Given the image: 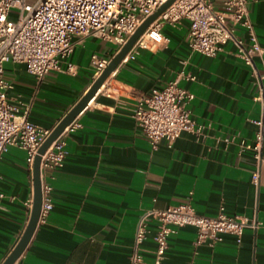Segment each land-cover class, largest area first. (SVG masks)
Listing matches in <instances>:
<instances>
[{
	"label": "crops",
	"instance_id": "1",
	"mask_svg": "<svg viewBox=\"0 0 264 264\" xmlns=\"http://www.w3.org/2000/svg\"><path fill=\"white\" fill-rule=\"evenodd\" d=\"M248 10L264 46V0L250 2ZM187 30L186 20L164 24L161 33L167 41L154 49H134L107 77V94L97 93L77 114L80 127L66 135V155L46 177L51 208L12 264H128L138 216L181 203L206 216L222 206L224 215L245 217L256 227H245L238 243L235 236L223 234L212 246L195 244L194 228L179 227L167 237L160 264H264V79L261 101H255V79L234 55V46L227 42L212 57L191 52ZM93 54L111 58L115 45L86 36L59 70L41 79L21 63H4L11 83L8 99L28 105L30 122L53 127L92 82ZM254 64L263 74L257 58ZM175 78L193 95L189 116L200 132L183 131L170 146L160 141L151 149L131 108ZM258 118L263 139L256 167L249 151L238 150L241 142L252 141L257 130L252 120ZM254 170L256 185L251 182ZM0 193L1 263L25 227L23 201L32 195L31 171L17 147L0 156ZM153 228L149 222L148 229ZM140 252L141 264H152L150 233Z\"/></svg>",
	"mask_w": 264,
	"mask_h": 264
},
{
	"label": "built area",
	"instance_id": "2",
	"mask_svg": "<svg viewBox=\"0 0 264 264\" xmlns=\"http://www.w3.org/2000/svg\"><path fill=\"white\" fill-rule=\"evenodd\" d=\"M165 1L0 0V156L9 147H17L24 152L25 164L31 171L38 147L53 128L30 122L27 119L28 105L8 99L11 83L4 75V63H21L28 74L41 79L49 71L59 70L73 46L81 44L89 35L113 43L116 53L142 21ZM253 1L173 0L150 22L123 58L134 49H154L166 42L167 38L161 33L162 26L186 20L188 49L212 57L230 42L234 46V55L249 68L255 79L258 93L254 100L261 101L264 72H257L254 59L259 60L264 70V46L259 44L249 17L248 5ZM12 9L16 12L10 16ZM109 60L91 55L92 81ZM70 70L71 65H67V71ZM106 79L94 95L106 93L103 89ZM192 98L190 92L178 86L175 78L136 100L131 108V118L151 149H156L160 141L170 146L183 131L200 132V127L189 116L188 104ZM252 122L257 126L253 139L250 143L241 142L238 152L249 151L255 166L259 167L262 120L258 118ZM79 127L75 116L40 155L41 204L37 223L43 221L51 208V186L46 181L48 172L61 165L66 155L65 137ZM251 182L257 184V170L252 172ZM31 205L32 195L23 201L28 216ZM222 210L223 207L219 206L214 216H206L194 211L189 203L144 210L136 220L128 264L142 263L140 244L149 233L154 243L152 264H160L167 237L179 227L194 228L195 244L207 243L209 246L219 242L223 234L235 236L238 243L245 227H256L254 221L237 215L226 216ZM149 222L154 223L152 231L148 229Z\"/></svg>",
	"mask_w": 264,
	"mask_h": 264
},
{
	"label": "water",
	"instance_id": "3",
	"mask_svg": "<svg viewBox=\"0 0 264 264\" xmlns=\"http://www.w3.org/2000/svg\"><path fill=\"white\" fill-rule=\"evenodd\" d=\"M173 0H166L161 4L151 15L145 18L142 23L135 29V31L127 38L126 42L120 47V49L110 58L107 65L101 71L86 91L79 97V99L71 106V108L59 119V121L53 126L50 134L38 147L36 155L34 156L33 163L31 166V177H32V205L29 212V216L25 227L14 244L10 252L2 260L0 264H12L27 244L34 228L37 224L40 204H41V193H40V180H39V159L40 155L46 150L50 143L57 137V135L68 125L74 118L81 112L86 106L87 102L93 97L96 90L109 76V74L115 69L118 63L123 59L126 53L130 50L135 40L143 33L145 28L152 22Z\"/></svg>",
	"mask_w": 264,
	"mask_h": 264
},
{
	"label": "rangeland",
	"instance_id": "4",
	"mask_svg": "<svg viewBox=\"0 0 264 264\" xmlns=\"http://www.w3.org/2000/svg\"><path fill=\"white\" fill-rule=\"evenodd\" d=\"M15 12H16V10H14V9H12V10L10 11V13L13 14V15L15 14Z\"/></svg>",
	"mask_w": 264,
	"mask_h": 264
}]
</instances>
